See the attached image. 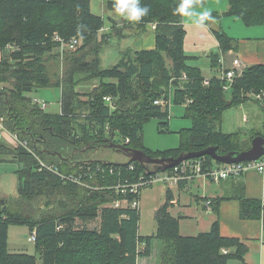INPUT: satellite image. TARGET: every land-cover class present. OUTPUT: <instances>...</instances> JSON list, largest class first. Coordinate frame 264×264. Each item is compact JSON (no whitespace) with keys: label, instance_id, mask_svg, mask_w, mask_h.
<instances>
[{"label":"trees","instance_id":"1","mask_svg":"<svg viewBox=\"0 0 264 264\" xmlns=\"http://www.w3.org/2000/svg\"><path fill=\"white\" fill-rule=\"evenodd\" d=\"M139 2L149 13L138 27L143 30L146 23H155V47L126 50L116 63L102 67L100 51L107 40L104 36L99 39L98 31L103 17L90 11V0H0V49L11 48L0 58V115L6 128L26 139L36 154L0 141V160L10 157L21 164L15 170L17 206L3 210L6 201L0 203V264H36L35 254L8 250V226L16 224L35 231V251L42 264H136L138 257L150 255L156 239L166 244L162 250L165 257L173 253L164 258L166 264H227L232 257L242 261L246 246L236 238L222 237L217 221L210 232L181 236L177 219L167 211L172 199L169 189L155 213V234L139 235L138 209L109 205L123 198L110 187L136 182L140 174L155 173L153 165L128 159L117 164L83 156L107 146L108 140L121 141L122 146L143 150L151 157H176L211 145L217 153L225 154L245 150L254 136H264V132L218 128L225 110L248 100L245 92L264 90V64L246 67L228 91H223L215 78L204 86L201 68L190 64L191 56L184 52L182 17L174 13L180 0ZM114 4L115 0H104L105 10L115 11ZM227 4L223 15L236 16L246 26L264 25V0H227ZM214 33L219 51L210 54V62L216 67L220 53L236 44L224 32L214 29ZM55 34L64 39L82 38L75 50L63 53L61 75L48 73L49 59L58 62L61 55ZM183 72L185 81L178 79ZM87 80L96 82L89 91L80 92L77 86ZM49 86L60 88L58 112H47L28 95ZM169 91L170 103L183 105V117L190 126L179 129L176 148L150 152L142 145L141 131L152 118L167 120L169 104L157 105L154 100L162 95L168 98ZM186 98L191 101L184 104ZM37 157L64 174H77L83 166L94 169L97 164L115 171L106 169L87 178L89 186H82L61 180L51 169L41 167ZM198 159L203 168L218 164L209 155ZM131 164L134 167L128 169ZM126 197L131 200L133 194ZM239 200L242 218L260 217L261 201L243 195ZM41 201L39 210L35 203ZM97 217L98 228L85 225ZM76 219L84 226L76 228ZM140 242L142 250L138 249ZM224 248L228 251L222 252Z\"/></svg>","mask_w":264,"mask_h":264},{"label":"crops","instance_id":"2","mask_svg":"<svg viewBox=\"0 0 264 264\" xmlns=\"http://www.w3.org/2000/svg\"><path fill=\"white\" fill-rule=\"evenodd\" d=\"M227 6V0H203V8L209 10L215 18L214 22L206 21L204 26H196L191 20L182 17L185 30L184 52L191 56L190 64L201 68L203 76L214 74L215 67L211 66L210 54L219 51L214 29L224 32L235 41V48L229 49L225 54L220 53V56L225 57L226 63H230L233 58H238L245 68L254 64H264V25L246 26L236 16L223 15ZM90 11L103 17V26L98 31V38L104 36L107 40L103 47L115 43L120 48L119 51H100V63L102 59H105L112 65L121 58L124 51L129 49L138 51L155 47L154 28L150 23H146L142 30L138 27L140 21L131 22L116 14L115 11L107 12L104 0H90ZM216 14L221 15L217 17ZM127 36L131 37L126 39ZM167 189L172 195L167 211L177 219L178 232L181 236H196L210 232L217 221L222 237L236 238L247 248L242 261L232 257L227 264H264V205H261L260 217L242 218L239 200L241 195L249 200L261 201L264 198V174L248 171L239 177L222 179L218 182L200 177L191 181H180L178 185L171 187L164 185L163 197L155 206L154 214L164 203ZM210 200L213 202L212 205ZM156 228L155 221L152 233L141 235L138 232V234L154 235ZM138 247L143 249L144 244L140 242ZM152 255L151 249L150 255L138 257L136 264H151Z\"/></svg>","mask_w":264,"mask_h":264},{"label":"rangeland","instance_id":"3","mask_svg":"<svg viewBox=\"0 0 264 264\" xmlns=\"http://www.w3.org/2000/svg\"><path fill=\"white\" fill-rule=\"evenodd\" d=\"M155 24V23H153ZM131 36H127L128 39ZM117 43L120 42L117 40ZM9 46V45H8ZM10 47H6V49L1 50L2 56L3 54H8ZM58 50H60L58 48ZM106 50L119 51L120 48L115 43H110L109 46L103 47L102 52ZM122 50V49H121ZM69 50H60L61 55L58 59V62L55 59H49L48 65V73L51 75L52 73H57L61 75L63 73L64 68V60L62 58L63 53L68 52ZM166 63L170 65L171 60L168 56H165ZM232 59V58H231ZM111 61L112 60H108ZM231 61V60H230ZM100 65L102 67L110 66V63H107L105 59H102ZM95 80H87L82 81L77 89L80 92H87L90 90L91 86L95 83ZM2 84H0L1 86ZM228 96L230 93H227ZM31 97H37L46 102L47 107L45 110L47 112H58L60 110L59 99H60V88L55 86H49L45 88H40L35 92L28 93ZM183 105L174 104L173 101L169 107V116L167 120L152 118L148 120L143 125V129L141 131L142 135V145L150 152L154 151H162L173 149L179 146V129L182 127H189L190 121L183 117ZM247 116V121L243 122L242 116ZM161 122H167L166 126L162 125ZM218 128L224 132H233L235 130H242L245 133H253V132H264V112L262 108L255 102L250 99H245V102L228 108L223 112L221 122L218 125ZM118 140L120 139L118 136H115ZM1 141V140H0ZM117 144H122L121 141H117ZM83 156H89L94 159H103L108 160L117 164L119 162L127 161V157L119 151H116L113 148H109L108 146H100L94 152H89L88 154H84ZM126 159V160H125ZM123 160V161H121ZM119 161V162H118ZM21 164L17 161H13L10 157H4L3 160H0V203L2 201H6V204L3 206L16 207L17 201L19 200V195L16 189V174L15 170L20 168ZM200 178V177H197ZM195 179V178H194ZM228 179V178H227ZM212 181V180H211ZM218 182V181H217ZM164 185L162 183H154L153 185L143 188L141 191V202H139V233L141 235H149L153 232L155 226V214L154 208L157 203L160 201L162 195V187ZM166 186V185H165ZM169 187V186H168ZM45 200V199H43ZM37 201V200H35ZM35 203L38 209L40 208V204ZM3 209V210H4ZM38 209H34V213L38 212ZM42 209V208H40ZM39 209V210H40ZM33 212V211H32ZM83 223L79 220H75V227L81 228ZM85 225L92 229L98 228L100 225V217L92 219L85 223ZM84 226V225H83ZM9 238H8V250L10 252H25L28 254L36 255V264H42L41 260L36 254L34 242L29 240L30 230L26 225H9ZM166 244L160 242L159 240H154L152 243V259L151 264H166L165 260L169 259L168 256H164L162 254V250H164ZM225 249V248H224ZM227 250V249H225ZM228 251V250H227ZM222 252L223 249H222ZM165 258V260H164Z\"/></svg>","mask_w":264,"mask_h":264},{"label":"built area","instance_id":"4","mask_svg":"<svg viewBox=\"0 0 264 264\" xmlns=\"http://www.w3.org/2000/svg\"><path fill=\"white\" fill-rule=\"evenodd\" d=\"M152 28L155 27V24H151ZM54 40L59 42L60 50H75L78 46L81 45L82 38L79 37H71L69 39H64L59 35H54ZM245 66L238 58H233L230 63H226L225 57L223 55L220 56L218 65L214 68V74L209 76H204L202 79V84L204 86L209 85L212 78H215L221 82L222 90L228 91L235 84L237 78L242 75ZM179 80L185 81L187 80L186 74L183 72L181 76L178 77ZM181 87V85H180ZM182 88V87H181ZM171 91H169V97L166 98L164 95L154 100V104L165 106L171 102ZM245 97L257 103L264 112V90H249L245 92ZM104 99L107 102H110V97L106 96ZM32 103L39 105L41 108H46L47 104L45 101L37 98H31ZM191 101L190 98H186L184 104H187ZM243 122L247 121V116H242ZM0 140L8 144L9 146L18 147L21 146L36 156L34 150L29 146L28 141L26 139L20 138L15 132L10 131L6 128L4 123V117L0 115ZM128 139H126V142ZM39 160V158L37 157ZM39 164L41 167H46L51 169L55 174L61 178L63 181H69L82 186H89L86 182L87 178H93L94 175L102 173L108 169L109 173L114 172L113 167L104 168L100 164H97L94 169L90 166H83L80 168V171L77 174H64L58 171L55 167L46 165L43 161L39 160ZM134 166L131 164L128 166V169H132ZM248 171H257L260 174H264V150L263 153L254 160H245L234 163H218L212 166L211 168H203V161L198 158H192L188 160H184L179 164L165 170V171H157L153 174L146 175L140 174L138 181L133 183H117L116 185L111 186L116 190V192L122 193L123 198L117 199L112 202L111 206L113 207H129L132 209H139L140 195L143 188L149 187L154 183H162L166 186L178 185L180 181H191L194 178L202 177L207 178L212 181H220L222 179L227 178H235L240 175L248 172ZM133 194V198L128 200L126 195ZM210 202H208L209 204ZM261 205H264V198L261 200ZM29 240L35 241V231L30 232ZM139 244V243H138ZM139 250H142L138 247ZM224 252L227 250L223 249Z\"/></svg>","mask_w":264,"mask_h":264},{"label":"water","instance_id":"5","mask_svg":"<svg viewBox=\"0 0 264 264\" xmlns=\"http://www.w3.org/2000/svg\"><path fill=\"white\" fill-rule=\"evenodd\" d=\"M108 141L109 142L107 146L109 148H113L117 151H122L129 161H136L144 166L153 165L154 172L165 171L184 160L198 158L204 155H209L218 163H234L245 160H254L260 157L264 150V136L262 135L254 136L251 140L249 148L245 150L230 151L225 154H219L216 152V147L211 145L202 150L180 153L176 157H151L143 150L133 149L130 147L122 146V144L111 142L110 140Z\"/></svg>","mask_w":264,"mask_h":264},{"label":"clouds","instance_id":"6","mask_svg":"<svg viewBox=\"0 0 264 264\" xmlns=\"http://www.w3.org/2000/svg\"><path fill=\"white\" fill-rule=\"evenodd\" d=\"M202 10H197V9ZM115 13L131 22H139L149 13L147 6H141L139 0H115ZM174 13L192 21L196 26H204L206 21L214 22L211 12L203 8V0H180Z\"/></svg>","mask_w":264,"mask_h":264},{"label":"flooded vegetation","instance_id":"7","mask_svg":"<svg viewBox=\"0 0 264 264\" xmlns=\"http://www.w3.org/2000/svg\"><path fill=\"white\" fill-rule=\"evenodd\" d=\"M107 145V144H106ZM123 154V153H122Z\"/></svg>","mask_w":264,"mask_h":264},{"label":"bare ground","instance_id":"8","mask_svg":"<svg viewBox=\"0 0 264 264\" xmlns=\"http://www.w3.org/2000/svg\"><path fill=\"white\" fill-rule=\"evenodd\" d=\"M33 231V230H32Z\"/></svg>","mask_w":264,"mask_h":264}]
</instances>
